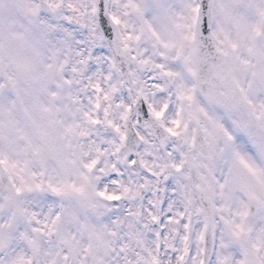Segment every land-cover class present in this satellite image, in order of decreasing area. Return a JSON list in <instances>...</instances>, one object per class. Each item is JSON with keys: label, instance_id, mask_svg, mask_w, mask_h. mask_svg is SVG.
<instances>
[{"label": "snow or ice", "instance_id": "6c2138e0", "mask_svg": "<svg viewBox=\"0 0 264 264\" xmlns=\"http://www.w3.org/2000/svg\"><path fill=\"white\" fill-rule=\"evenodd\" d=\"M0 264H264V0H0Z\"/></svg>", "mask_w": 264, "mask_h": 264}]
</instances>
